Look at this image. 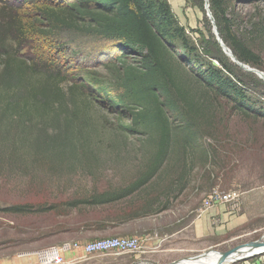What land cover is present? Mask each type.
Segmentation results:
<instances>
[{
  "label": "trees",
  "instance_id": "trees-1",
  "mask_svg": "<svg viewBox=\"0 0 264 264\" xmlns=\"http://www.w3.org/2000/svg\"><path fill=\"white\" fill-rule=\"evenodd\" d=\"M186 1L205 4V0ZM250 2L264 0H209L214 19L218 16L221 21L226 45L240 62L260 68V57L233 30L235 5ZM77 31L80 35L74 34ZM86 38L95 39L94 44H104L100 50L106 59L97 63L95 72L46 57L49 50L62 47L65 55L68 44L73 47L67 56H80L82 50L76 48V43ZM44 41L50 49H44ZM107 44L114 55L105 53ZM32 50L35 52L30 54ZM198 56L167 0H72L62 9L52 4L39 5L31 12L1 2L0 125L9 122L12 126L19 121L26 124L30 119L37 120L38 126L41 119L50 122L66 107L69 92L88 96L85 87L90 86L101 100L90 94L89 101L99 103L115 117V123H110L112 134L121 141L138 137L143 142L146 169L130 183L62 204L70 210L121 206V217L117 215L114 222L147 218L169 207L164 205L158 210L159 194L146 189L169 163L175 161L172 185L183 191L194 166L189 163L190 153L194 152L202 165L205 163L204 169L208 167L220 152L219 146H230L229 123L235 115L264 123V107L251 100L234 67L226 65L221 57H216L220 66H203ZM182 63L201 87V93L187 89ZM228 109L231 117L226 122ZM77 113H69L71 124L77 121ZM54 134L46 142L36 140L31 144L24 139L25 147L30 145L35 151L33 161L42 163L41 167L48 171L54 170L58 161L63 165L70 152L85 150L81 130L63 138H59L63 130ZM1 136L0 133V141L6 139ZM207 139L212 145L202 144ZM3 144L0 143V169L1 161L19 159L18 148ZM4 153H9L10 158H3ZM42 204H16L0 208V212L23 217L58 208L55 204Z\"/></svg>",
  "mask_w": 264,
  "mask_h": 264
},
{
  "label": "rangeland",
  "instance_id": "rangeland-1",
  "mask_svg": "<svg viewBox=\"0 0 264 264\" xmlns=\"http://www.w3.org/2000/svg\"><path fill=\"white\" fill-rule=\"evenodd\" d=\"M167 1L177 21L185 28L187 36L196 47L201 64L220 66L216 57L224 59V63L234 67L236 75L245 83L251 100L258 107H264V79L246 71L253 68L264 73V2L237 4L235 13H232L235 34L261 59L260 68L248 65L250 69L244 70L236 65L218 42L205 4L190 3L186 0ZM1 2L16 6L19 11L31 12L39 5L52 4L62 9L72 0H0ZM209 10L211 12L210 4ZM211 16L214 19L213 14ZM214 21L219 38L227 46L219 17L215 16ZM74 34L80 35L78 31ZM66 40L69 42L68 38ZM94 42L95 39L92 38L78 40L76 48L82 50L80 56H67L73 47L68 44V52L65 55L62 53L64 49L62 47L49 50L46 57L55 61L60 59L61 64L72 65L75 69L86 67L95 72L98 70L97 63L106 58L102 56L103 51L100 50L104 44ZM42 44L44 49H50V45L45 44V41ZM55 44L54 42L51 47ZM225 46V51L231 54L232 50L228 46L230 51L226 50ZM104 51L105 53L110 51V55L115 54L109 44ZM34 52L35 50H32L30 54ZM181 54L188 56L185 51ZM182 64L187 89L201 93V87L186 71L184 67L186 64ZM85 89L88 96L79 93L73 95L68 91L69 104H66L62 112L55 114V118L50 122L41 119V125L38 126L37 120L34 119L32 122L30 119L26 124L19 121L20 123H14L12 126L9 122L0 125L1 139L3 136L6 138L0 143L6 146L12 144L19 149L17 152L19 159H15L14 162L10 159L12 162L7 163L1 161L0 208L25 203L58 206L53 212L23 217L0 212V258L13 252L40 251L65 243L138 237L148 238L150 246L144 245L142 253L120 256L122 261L127 264H170L208 251L227 252L258 241L264 236V123L244 120L237 115L229 123L230 146H219L220 152L210 160L208 167L204 169L205 163L202 165L198 157L193 156L194 152L190 153L192 157L189 158V163L190 165L194 163V166H191L193 170L190 172V181L185 190L179 191V186L172 185L175 179L172 166L175 161L163 168L148 184L147 191L154 190L159 194L158 210L168 205L167 210H161L147 218L121 223V220L114 222L117 215L121 217L119 214L121 206L91 210L67 209L63 202L71 198L89 197L110 187L130 183L146 169L144 163L146 150L142 147L143 142L138 137L126 141L118 140L112 134L110 126V123H115V117L106 113V108L101 107L99 103L89 101L90 94L99 100L101 98L91 91L90 86ZM75 111L78 112L75 116L77 121L71 124L69 113ZM225 117L227 122L231 117L229 109L225 112ZM58 129L63 130L59 138L71 136L70 132L81 130L80 136L85 150L70 152V157L63 165L58 161L55 169L48 171L41 167L42 163L33 161L32 154H35V151L30 145L25 147L24 139H28L31 144L36 140L50 141ZM202 144L212 145L208 139ZM37 156L41 157V154H36L35 157ZM2 157L10 158L9 153H4ZM214 191L220 193L237 191L240 197L228 204H216L206 208L204 203ZM202 211L210 214V233L221 230L222 234L209 235L201 241L195 238L196 231L192 223ZM172 234L174 235L171 237ZM158 240L161 244H156ZM171 247L193 249L194 252L180 254L178 260L169 261L174 256L164 255L163 252ZM33 257L36 259L35 255ZM263 258L264 254L229 264H264ZM208 263L209 261H206L202 264ZM35 264H39L38 259L35 260Z\"/></svg>",
  "mask_w": 264,
  "mask_h": 264
},
{
  "label": "built area",
  "instance_id": "built-area-1",
  "mask_svg": "<svg viewBox=\"0 0 264 264\" xmlns=\"http://www.w3.org/2000/svg\"><path fill=\"white\" fill-rule=\"evenodd\" d=\"M240 193L237 191H229L220 193L214 191L210 194L204 203L206 208L212 205H223L237 201ZM144 248L143 240L138 237H115L105 238L88 243H65L59 247H49L35 252L36 259L39 264H67L64 255L72 251H81L87 256L108 253L111 251L119 254H135L142 253Z\"/></svg>",
  "mask_w": 264,
  "mask_h": 264
},
{
  "label": "crops",
  "instance_id": "crops-1",
  "mask_svg": "<svg viewBox=\"0 0 264 264\" xmlns=\"http://www.w3.org/2000/svg\"><path fill=\"white\" fill-rule=\"evenodd\" d=\"M209 216L210 214L208 212L202 211L198 214L197 220H194L195 222L192 223L196 231L195 238L197 240L201 241L202 238L206 239L209 235L212 236V235L222 234L221 230L210 233ZM173 235L174 234H172L171 237ZM142 240H143V245H146L147 247L150 246V240L148 238H144ZM156 244H161V241L158 240ZM35 251L37 252V250ZM35 251L26 250V251L13 252L12 254H9L6 257L0 258V264H35L36 259L33 257ZM192 252H194L193 249L171 247L170 249L165 250L163 254L164 255L172 254L174 258L169 260L172 261L173 259L178 260L180 254L192 253ZM123 255L125 254H119L117 252L111 251L108 253L87 256L81 251H72L65 255V260L67 264H127L126 262L122 261L120 258V256ZM175 256L177 257L175 258ZM262 260L264 261V258Z\"/></svg>",
  "mask_w": 264,
  "mask_h": 264
},
{
  "label": "water",
  "instance_id": "water-1",
  "mask_svg": "<svg viewBox=\"0 0 264 264\" xmlns=\"http://www.w3.org/2000/svg\"><path fill=\"white\" fill-rule=\"evenodd\" d=\"M208 1L209 0H205V9H206V12H207V16L210 18L212 24L214 25L215 35H216V37L218 39V42L221 45L222 42H220V38L218 36V31H217V29L215 27L214 19L212 18L211 13L210 12L208 13V10H209ZM224 52L227 53L225 50H224ZM235 62H236V65L237 66L241 67L244 70H246L245 69L246 67H249L248 65L240 62L239 60H236ZM251 69H253V68H251ZM246 71L253 72V73L259 75V77L261 79H264V73L261 72V71H259V70H257V69H254L253 71H251V70H246ZM259 247L263 248V251H260L259 252L260 254H251L249 256L248 255H245L246 252H247L246 251L247 249L250 250L252 248H259ZM212 252L214 254H218V257H219V261L216 264L236 263V262L241 261V260H246V259L254 258V257H257V256H260V255H263L264 254V236L260 240H258V241H254V242H250V243H247V244L238 246V247H236V248H234L232 250H229L227 252L208 251V252L202 253L200 255H196V256L189 257V258H186V259H183V260L175 261V262L170 263V264H181V263H186V262L187 263L188 262H195V261L200 260L201 258H204L206 256H209L210 254H212ZM233 258H235V259H233Z\"/></svg>",
  "mask_w": 264,
  "mask_h": 264
},
{
  "label": "bare ground",
  "instance_id": "bare-ground-1",
  "mask_svg": "<svg viewBox=\"0 0 264 264\" xmlns=\"http://www.w3.org/2000/svg\"><path fill=\"white\" fill-rule=\"evenodd\" d=\"M207 4V3H206ZM208 6H209V1H208ZM210 12V10H208V13ZM211 13V12H210ZM212 15V14H211ZM215 22V21H214ZM220 42H222L221 43V45H222V47H223V49H224V46H225V44H224V42L220 39ZM226 47V50H228V51H230V49L227 47V46H225ZM225 50V49H224ZM226 54H228V53H226ZM228 56L233 60V61H236L237 59L235 58V56H234V54L231 52V54H228ZM245 69H250L249 67H246ZM250 70H252L253 71V69H250ZM247 252H246V254L245 255H251V254H260L259 252L260 251H263V248H261V247H259V248H252V249H250V250H246ZM215 259H217L218 261H219V257H218V254H214L213 252H212V254H210L209 256H206V257H204V258H201L200 260H198V261H195V262H186V263H181V264H195V263H197V264H202V263H206V261H209V263L208 264H216L217 262H214V261H212V260H215ZM233 259H235V258H233Z\"/></svg>",
  "mask_w": 264,
  "mask_h": 264
}]
</instances>
